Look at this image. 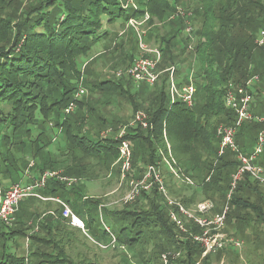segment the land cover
<instances>
[{
    "label": "trees",
    "instance_id": "16d2710c",
    "mask_svg": "<svg viewBox=\"0 0 264 264\" xmlns=\"http://www.w3.org/2000/svg\"><path fill=\"white\" fill-rule=\"evenodd\" d=\"M32 2L22 8L21 12L18 8L20 6L15 8V12H10L0 5V178L3 181L29 182L43 174L44 169L59 165L58 160L52 159L47 152L54 139L52 135L61 138L65 152L79 151L83 156L107 167L112 166L117 158L120 141L126 139L133 150L131 158L134 167L138 166L137 160L146 167L157 166L162 160L161 151L167 150L162 134L166 131V138L168 136L171 142L170 150L181 159L177 161H180V170L198 183L196 185L203 190L204 197L212 200L214 205L217 201L226 203L225 222L231 228L243 230L246 224L254 230L264 227L263 184L243 174L227 199L231 176L238 162L227 151L217 156L220 139L216 134L219 124H230L235 117L224 105L226 85L229 81L241 85L253 76L254 70L249 67L250 51L257 46L255 36L264 27V0H192L190 22L193 37L190 39L197 38L193 56L200 70L193 81L194 105L188 108L179 101L171 103L165 87L158 83L151 94L156 95L154 101H147L153 109L143 110L149 115V126L144 129L138 125L137 128L130 127L123 137L113 134L100 137L98 129L90 133L83 129L81 116L85 101L77 97L80 89L84 90L82 95L86 87L91 94L126 92L119 84L122 80L104 78L95 74L87 64L84 65L86 57L93 48L98 45L108 46L113 37L117 38V33L110 30L114 24L120 23L123 27L130 18L143 16L145 12L153 16L166 10L173 11L174 4L179 3V0H135L136 8H124L120 0ZM171 23L177 30L171 36V44L170 39H160L161 61L169 60V66L175 64L176 59L185 51L183 45H177V41L173 40L177 36L186 35L179 19ZM199 39L205 41L198 44ZM125 57L132 61V54ZM159 68L162 69V65ZM145 87L148 90L151 86ZM71 103L74 109L66 112ZM98 117L101 118L94 120V123L104 126V117ZM247 123L253 124L257 136L262 124ZM108 125L114 127L115 123L110 121ZM60 146L57 144L56 150ZM15 148H19V152ZM27 155L38 157L31 167H28L30 160ZM64 161L60 165L64 166L68 176H72L70 173L74 174L75 169ZM31 170L35 174L28 173L27 177L26 172ZM25 176L27 180H23ZM73 176L81 177L82 174L77 172ZM208 176L210 178L206 181ZM79 189L70 191L65 189L61 181L49 179L39 193L44 197H58L68 203L71 211L83 221L86 230L97 240L115 239L117 243L131 249L145 246L152 236L150 240L155 237L165 245L179 247L180 258L177 261L169 257L168 264H191L192 259L199 258L201 246L198 243L177 240L173 234L175 225L169 220L161 202L162 196H159L155 187L150 193L159 197L161 204L156 205L162 208L159 211L160 218L141 210H99L98 202L88 199ZM30 199L42 202L36 197L22 199L16 213L17 225L22 224L19 215L26 216L30 212L25 211L21 203ZM147 202L153 209L154 202ZM216 210L220 212L222 209ZM56 214L58 216L48 214L47 218L41 219L40 228L53 229V224L61 223L59 214ZM186 229L201 232V228L191 220H187ZM12 233L13 230L0 225V264H72L65 250L60 251L55 244L51 245L48 231L45 237H30L35 238L30 244L33 251L28 255V263L24 257L6 251V241ZM37 244L44 249L50 246L54 251H39L35 247ZM184 259H188L189 263Z\"/></svg>",
    "mask_w": 264,
    "mask_h": 264
},
{
    "label": "rangeland",
    "instance_id": "374dc122",
    "mask_svg": "<svg viewBox=\"0 0 264 264\" xmlns=\"http://www.w3.org/2000/svg\"><path fill=\"white\" fill-rule=\"evenodd\" d=\"M124 1L125 0H123V2ZM191 1L192 0H179V3L174 4L175 8L173 11L166 10L165 12H161L158 15L150 16L148 12H145L143 16L135 17L136 20H134L133 24L131 25L127 24V22L123 27L119 25L120 23L114 24L110 27V30H112L114 33H117V38L113 37L110 45H98L89 53V55L86 57L84 65L87 64L86 66H89L95 74L100 76L102 75L104 78L113 77L115 80H122L119 84L126 92L120 94L111 93V95H108L110 93L103 94L101 92L91 94L86 87L87 92L85 91V94L80 96V99L83 98L85 101V104L82 106L83 114L81 113V119H83V129H87V133H90V131L92 132L93 130L96 131L98 129L100 132H97V134H99L100 137L106 135L110 136L111 134L117 137H123L124 132L127 131L128 128H137V125L132 123L133 116L136 111L153 109L150 106V102L147 101L148 99L154 101L153 97H156V95L151 96V94L153 95V90L156 84L159 83V85H162L163 88L165 87V92L168 96L167 89L171 79L175 82L177 87H180L184 84L183 81L190 79L194 80L195 77L198 76V71L200 70L198 68L199 66L196 65L197 61L195 60V55L193 56V54H195L194 50L197 44V38L195 37L194 39H190L193 37V34L189 36L185 31L184 34L186 35H184V37L177 36V38L173 40L177 41V45H183V50L185 51L182 52L181 55L176 59L175 64L170 66L167 65L169 60L166 59L161 61L162 55L160 56L154 70L157 74V80L153 85H151V87H148V90L147 87H145V84L135 83L129 80L126 78L124 73L133 59L142 53L140 43L150 48L157 49L161 52V37H163L165 40L170 39L171 44V36L177 31L171 22H175V20L177 21V18L179 20L181 19L183 28H186V21H189L186 19H191L192 17ZM133 2L136 6L135 0H133ZM32 3V0H0V5L3 7V9L10 12H15L17 10L15 8L18 6H20L18 8L21 12L23 10L22 8H25ZM129 6L131 7L132 5ZM129 10L130 8L127 11L129 12ZM148 32H151V36L149 37H147ZM256 37L257 36H255V39ZM204 41V39H199L198 44ZM129 53L133 56L131 57L132 61H128L125 57L127 56L128 58ZM161 65L162 69L159 68ZM262 65H264V46H262V48L254 46L250 51V69L255 70L257 67ZM204 66L206 68V65ZM164 73L168 74L165 75ZM162 79L164 80L161 81ZM259 80H263V78H260ZM251 84V87H253L255 85V81H252ZM160 89L161 88H159V90ZM255 99L258 100L257 105L260 107V109L264 110V98L261 99L259 96H256ZM166 101H169L168 98H166ZM156 105L157 103L155 106ZM259 107L257 110L260 111ZM90 108H92V110H90ZM98 116L104 117L103 123L105 125L102 127L94 123V120L101 118ZM147 116L149 117L148 114ZM110 121L115 123L114 127L108 125ZM252 126L253 125L250 123H245V125L243 124L241 133L236 139L238 144L242 143L248 147L250 145H254L253 143L256 134L254 133ZM165 133L166 131L162 132L164 136L163 144L166 145L167 150L166 152L161 151V158H164V160L169 163L172 161L176 163L179 156L170 150L171 142L168 136L166 138ZM54 138L56 141H58V144H61V146L59 147L60 149L57 150L58 153H56L57 151H55V148L57 142L55 144L51 143L47 148L49 156L52 159L58 160L57 163L59 165L63 159L66 160L64 162H67V164H70V166L75 169L74 174L70 173L72 176H68V174L64 172L63 165H56L54 166L55 168H46L43 170V172L53 174L56 179L64 183L65 189L67 190L72 191L74 189H78L80 191L79 188H81V193L88 197V199L98 202L99 210H104L106 212L141 210L151 212L153 215L160 218L161 214L159 211L162 210V208L159 209L156 204L161 203L158 196L150 193V190L153 187L157 189L159 196H162L161 202L164 204L167 214L170 210H175V207H173L174 202H180L186 209L192 210L197 202L206 199L204 197L205 195L203 194V190H201L199 186L191 189L193 186L185 183L183 180H180L177 176L169 171V168L166 164L162 165L163 163H161L158 168L160 180L163 183L162 187L164 190L161 189L158 182H155L148 189L139 188L138 192L134 194L135 188L132 185V182H136V180L142 178L147 170L146 166H143L141 162H138L140 160L136 161L138 166L134 167L131 158L129 171H123V159L120 155V152L118 151V156L113 162L112 166L107 167V165H103L100 162L90 160L89 158L83 156L79 151H76L75 153L67 151L65 152L64 148H62V145L64 147V142L61 140V138H59L58 135H54ZM212 142L215 143L214 140ZM15 149H17V152L20 150L19 148ZM226 151L229 153L228 150ZM190 153L191 151L189 154ZM132 155L133 150L131 149V157ZM27 158L30 161L38 160L37 156L33 157L31 155H27ZM207 158L210 159V156ZM179 162H177L178 167L180 165ZM31 166L32 165L28 164V167ZM171 166L175 168L174 170L178 176H183V172H179L176 164H171ZM77 172H81L82 176H73ZM178 181L189 189L188 191L184 189L182 191L189 194V196H193V202L186 204L180 201V199H177L175 195L171 193L173 184H171V189L167 184L169 182L175 183ZM192 181L195 182L194 180ZM0 184L4 188H7L13 184V182H3L2 178H0ZM258 186L263 187L261 185ZM51 198V196H47L46 199L42 200L41 203H38L32 199L21 203L22 208L25 209V211H30L31 213L29 212V214L26 216L19 215V219L22 222V224L19 225H17L15 222L18 218V215H16L17 212H15L13 217H11V221L13 223H9L5 228L13 230L14 233H12V235H10L11 238L6 241L8 245L6 251H10L12 254L24 257L27 261H29L28 255L31 251H33L30 244L33 243L35 238L34 237L33 239H30V237H45L48 231L51 238V245L55 244V247L60 249V251L61 249L65 250L67 257L72 264H165L162 257L165 254H168V262L169 257H171L173 260L180 258L181 252L179 251L180 249H178L179 247L176 248V246L165 245V243L159 242L155 237L150 240L152 236L149 237L148 241L145 243V246H139L131 249L126 247V245L117 243L115 239L97 240L90 235L85 227L83 231L70 224L68 217L64 216L60 205L54 202ZM148 200L154 202L153 209L148 205ZM19 206L20 201H18V208ZM224 206H226V203H223L222 201L215 202L214 209L209 212L210 217L211 215L217 213L216 208L219 210ZM98 212L101 213L100 211ZM56 213L59 214V220L63 225L61 223H55L53 224V229L50 227L47 229H45L46 227L41 229L39 226L41 219L47 218L48 214L55 216L57 215ZM186 223L187 220H184L185 226ZM236 228L237 227L231 228L229 223L225 222L224 226L220 228V232L217 230L215 233H219L220 236L225 238H232L242 242L240 248L234 249L224 245L212 252L204 253L203 248L200 247L201 252H199V258L197 260L192 259L191 264H264V227L260 226L256 230H254L252 227H249L252 233V235L249 236L250 240L253 241L252 244L250 240H247L241 236L242 228ZM188 232L189 233L181 232L180 230L178 231L177 228L173 227V234H175L177 240L185 239L194 243V240H192V235L194 236L199 234V231L193 232L188 230ZM250 244L252 248H249ZM35 247L39 248V251L40 249H44L40 244H37ZM44 250L47 253H52L54 251L50 246ZM256 250L260 251L258 256ZM206 258L208 259L205 260ZM186 261L189 263L188 259ZM168 262L166 264H168ZM172 264L178 263L172 262Z\"/></svg>",
    "mask_w": 264,
    "mask_h": 264
},
{
    "label": "built area",
    "instance_id": "2783aa9c",
    "mask_svg": "<svg viewBox=\"0 0 264 264\" xmlns=\"http://www.w3.org/2000/svg\"><path fill=\"white\" fill-rule=\"evenodd\" d=\"M120 1L122 2L124 8L130 7L129 5H132L131 7L136 8L133 0H125L124 2L122 0ZM134 20L136 19L130 18L127 24H133ZM186 20L189 21H186V28L184 31L190 36L193 31V26L191 25L190 19ZM255 44L259 47L264 46V27L261 28L257 33ZM140 48L142 53L133 59L124 73L126 78L135 83H142L151 86L157 80V74L154 70L161 56V52L141 43ZM260 76H264V72L262 74H255L249 77L241 85H236L232 81H229L225 88L223 97L224 105L227 109L234 113L235 117L230 124L221 123L216 128V134L220 139L218 154L221 155L224 150H230L235 154L236 160L238 162L237 168L231 176L230 189L227 194V199L230 198L233 190L235 189L237 181L243 174L250 175L251 178L264 185V166L255 162L256 157L262 153L264 147V120L259 116L251 114L249 111L251 103L250 86L252 81L257 80ZM193 81V79L187 80V82H185L183 85L177 87L175 82L171 79L167 89L170 102L174 103L175 101H179L186 107L192 108L194 105L195 94ZM83 93L84 90L80 89L77 92V97L79 98ZM74 107V104L71 103L65 111L69 112L73 110ZM246 122H256L262 124L261 130L256 136V143L253 152L250 154L243 153L235 141L236 133ZM132 123L142 127L143 129L147 128L149 126L147 113L143 110L136 111L133 116ZM118 151L120 152V155L123 159L122 170L129 171L131 165V148L129 142L126 139H122L120 141ZM162 160L161 162H158L157 166L148 165L146 167L147 170L144 176L136 180V182H132V185L135 188L134 194L138 192L139 188L148 189L155 182H158L161 189L164 190L162 187L163 183L160 180L158 168L161 163H163L162 165L166 164L169 168V171L177 176L180 180H183L185 183L190 184L193 187H198V185L192 181L193 179L191 180L190 177L182 173L180 167L177 166V163L174 161L169 163L165 161L164 158ZM33 163V161L29 162V164L32 166ZM171 164H176L179 172L182 173L183 176H178L174 170L175 168H173ZM26 175L29 177L28 172ZM209 178L210 176L206 178V181H208ZM49 179L56 178L53 174L43 173L39 177L37 176L34 179H31L29 182H16L7 188H4L0 184V225L5 228L9 223H13L11 221V217H13L14 213L18 211V201H21L27 197H36L40 200L46 199V197L42 196L39 191L46 187ZM51 199L60 205L64 216L68 217L70 224L84 231L83 221L71 211L68 203L58 197H52ZM173 205L175 210H170L168 212L169 220L174 223L178 231L180 230L181 232L185 233L189 232L186 229L184 220H191L194 225L199 226L201 228V232H199L197 235H192V240L200 244L204 253L212 252L224 245L234 249L240 248L242 245V242L238 240L225 238L220 236L219 233H215V231H219L220 228L225 224L227 206H224L220 212H217L210 217L209 212L214 209L215 205L213 201L209 199L197 202L192 210L186 209L180 202H174ZM167 255L168 254L162 256L165 264L168 262Z\"/></svg>",
    "mask_w": 264,
    "mask_h": 264
},
{
    "label": "crops",
    "instance_id": "0c3cea01",
    "mask_svg": "<svg viewBox=\"0 0 264 264\" xmlns=\"http://www.w3.org/2000/svg\"><path fill=\"white\" fill-rule=\"evenodd\" d=\"M151 33V32H150ZM149 32L147 33V37H149V34H150ZM255 40V39H254ZM250 67V66H249ZM251 67H253V66H251ZM178 72V71H177ZM263 73L264 72V65H262V66H260V67H257V69H255L254 70V73H253V75H255V74H259V73ZM260 78H263V80H259ZM184 83L185 82H187V80L186 81H183ZM252 85V84H251ZM250 92H251V103H250V107H249V111H250V109H251V114H253V115H255V116H259L260 118H262L263 120H264V110L263 109H260V107L257 105V102H258V100H256L255 99V97L256 96H259L261 99L262 98H264V76H260L257 80H255V85L253 86V87H251L250 86ZM82 96V95H81ZM258 107H259V109H260V111L259 110H257L258 109ZM253 111H256V112H253ZM253 112V113H252ZM253 125V124H252ZM253 127V131H254V133L256 134V131L257 130H255L254 129V126H252ZM240 130V129H239ZM241 133V130L239 131V133L236 135V139H237V136H239V134ZM51 134H52V132H51ZM54 136L52 135V138H53ZM57 141L55 140V138L54 139H52V143L53 144H55ZM255 143H256V136H255V139H254V145H250L249 147L248 146H246V145H244V144H242V143H239L238 144V142H237V140H236V144L238 145V147L240 148V150L243 152V153H246V154H250L251 152H253V149H254V146H255ZM57 144H58V142H57ZM61 145V144H60ZM63 146V145H62ZM56 149V148H55ZM55 151H57V150H55ZM225 151L226 150H224V152L221 154V155H219L218 154V152H219V149H218V152H217V156L219 157V156H222V155H224V154H226L225 153ZM229 151V154H230V156L233 158V160H235V161H237L236 160V157H235V154L233 153V152H231L230 150H228ZM56 153H58V151L56 152ZM66 161V160H65ZM255 162L257 163V164H259V165H262V166H264V147H263V151H262V153L261 154H259L257 157H256V159H255ZM67 163V162H66ZM215 163H216V161L214 162V165H215ZM70 165V164H69ZM32 172V170L30 171V172H28L29 174H32V175H34L35 174V172L33 173H31ZM27 173V172H26ZM164 176L166 177V175L164 174ZM22 177V176H21ZM24 179L23 180H27V178H26V176L25 177H23ZM195 181V180H194ZM4 182V181H3ZM194 183H196V184H198L196 181L194 182ZM171 184H173V188L171 189V187H172V185ZM168 186H169V188L171 189V193L172 194H174L175 195V197L177 198V199H180V201H182V202H184V203H186V204H189V203H191V202H193V196H189V194H187L186 192H183L182 190L184 189V190H189L188 188H186L182 183H180L179 181L178 182H175V183H168L167 184ZM169 189V190H170ZM191 189H194V187H191ZM263 191H264V187H263V189H262ZM193 191V190H192ZM194 191H196V190H194ZM229 192V191H228ZM250 225H243V227H244V229L242 230V232H241V236H243V238H245V239H247V240H250V238H249V236L250 235H252V233H251V231H250V229L248 228ZM250 242H251V244L253 243V241H251L250 240ZM261 243H263V242H261ZM251 244H250V247L249 248H252L251 247ZM8 246V245H7ZM257 251V256H258V254L260 253V251L259 250H256ZM28 263H29V261H27ZM256 263H258V262H256Z\"/></svg>",
    "mask_w": 264,
    "mask_h": 264
},
{
    "label": "bare ground",
    "instance_id": "6f19581e",
    "mask_svg": "<svg viewBox=\"0 0 264 264\" xmlns=\"http://www.w3.org/2000/svg\"><path fill=\"white\" fill-rule=\"evenodd\" d=\"M178 19V18H177ZM180 21H181V19H180ZM178 84V83H177ZM63 122V121H62Z\"/></svg>",
    "mask_w": 264,
    "mask_h": 264
}]
</instances>
